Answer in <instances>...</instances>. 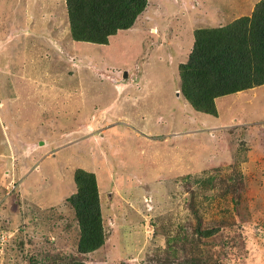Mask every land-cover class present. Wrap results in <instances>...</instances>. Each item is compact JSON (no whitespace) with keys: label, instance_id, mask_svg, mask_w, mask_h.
<instances>
[{"label":"rangeland","instance_id":"374dc122","mask_svg":"<svg viewBox=\"0 0 264 264\" xmlns=\"http://www.w3.org/2000/svg\"><path fill=\"white\" fill-rule=\"evenodd\" d=\"M147 1L98 44L72 37L65 0H0V264H264V159L243 170L250 146L225 123L252 117L242 124L263 153L262 87L236 110L221 96L211 114L226 138L205 140L197 122L177 176L158 136L183 123L175 89L193 29L226 28L258 0ZM79 168L96 177L106 237L83 254L65 201Z\"/></svg>","mask_w":264,"mask_h":264},{"label":"trees","instance_id":"16d2710c","mask_svg":"<svg viewBox=\"0 0 264 264\" xmlns=\"http://www.w3.org/2000/svg\"><path fill=\"white\" fill-rule=\"evenodd\" d=\"M71 35L98 44L130 28L147 7V0H65ZM187 59L179 63L180 89L191 106L216 113L214 99L253 86H264V0L250 16L228 27H197ZM75 191L66 197L78 226L76 249L89 253L105 240L101 200L93 172H74ZM74 264H86L80 260Z\"/></svg>","mask_w":264,"mask_h":264},{"label":"crops","instance_id":"0c3cea01","mask_svg":"<svg viewBox=\"0 0 264 264\" xmlns=\"http://www.w3.org/2000/svg\"><path fill=\"white\" fill-rule=\"evenodd\" d=\"M53 9L55 11V8H53ZM49 11H51V10L43 11V13L47 15ZM24 13L25 14L22 17V19L25 20V22H26V20H29V19H27V14L25 11H24ZM35 19H36V17L34 16L32 20L35 21ZM258 86L262 87L263 94H264V86L263 85H258ZM179 87H180V83H179ZM256 88H257V86H254L252 88H247V89L240 90V91H237L234 93H230V95H231V98H230L231 107H234L235 110L238 108L239 103H235V100L237 99V96L240 93L245 94L246 92H251V94L246 96V97H250V96L255 97V93L253 90ZM131 96H133V95H131ZM175 96L177 97V99L182 97V101L184 103H186L185 106L178 105V109L181 110V113H179V116H181L183 123L181 124L180 121H177L172 130H170L169 128L164 129V130H162V132H160V135H158V136L161 138V140H163L165 142L167 140H170V137H171V140L174 143V145H173L174 150H171V155L173 158V167H174V169L176 168V170L178 171L177 174H175V176H177L178 174H180L182 172L181 164L186 162V159L189 160L188 159L189 154L186 152V150H188V149L191 150L196 145V144H194V146L191 145V143H190L191 138H195V135L200 134L202 131L201 129H198L197 127H195V124L198 122V123H200V125L202 126L203 129H208V131H211L210 132L211 135L209 134L211 137L204 136L205 140H208L207 138H211V140L212 139L215 140V139H219V138L221 139L223 137L226 138V134H225L226 129L223 130L221 128H225L227 126H221L223 124V122H222L223 120H222V118H220L221 117L220 110H218V114H216L214 116L210 113L201 112L199 110L194 109L190 105V103L185 99V97L181 94L179 88L175 89ZM222 96H224V95H222ZM238 97L240 98V96H238ZM220 98H221V96H218L214 99L216 109L219 108L217 105V101L220 100ZM107 105L105 107H107ZM187 106H188V108H191L193 110L188 111ZM108 107H109V112H110V110L112 108V103H111V105H108ZM187 112H189L191 115H193L192 118L186 115ZM232 113L233 112H231V114ZM236 113L237 112H234L233 116L230 117L227 121H225V123L228 122L229 127H234L231 130L234 131V133L236 134V137L238 138L241 135L244 138V142L250 146V148L244 150V152H243L244 156L242 157V160H241L242 164L245 166V167H243V170H244V168H246V165H248V164H250V166L248 168H251L252 166L254 168V164L259 163V161H257V160L264 159V152L261 153V152L257 151V149L255 147L252 148V146L257 141H255V142L252 141V139L254 137L250 135V126H246V125L242 124V123H246L247 120L248 121L251 120L252 117L241 122V120H239L241 117L238 116ZM254 115H255V112H254ZM109 116H110V113H109ZM252 116H253V114H252ZM256 119L257 118H255L253 121H255ZM236 130H238L240 133L237 132ZM106 132H108V131L105 127L104 130H101L100 133L103 134ZM211 142H212L211 145H213L215 148L218 147V149H221V146L224 147L223 144L221 145L218 142H214V141H211ZM252 142H253V144H252ZM174 151L181 152L183 157H181L180 160H177L176 159V153ZM179 152H178V156H179ZM199 154L202 155L201 151H199ZM209 154L211 156V153H209ZM215 157H217V156H215ZM201 158H203V157H201ZM177 161L178 162L180 161V163L177 164ZM260 167L263 168V171H261L262 174L258 173L257 178L264 181V166L260 165ZM242 174H243V176H245V172H243Z\"/></svg>","mask_w":264,"mask_h":264},{"label":"water","instance_id":"95a60500","mask_svg":"<svg viewBox=\"0 0 264 264\" xmlns=\"http://www.w3.org/2000/svg\"><path fill=\"white\" fill-rule=\"evenodd\" d=\"M122 77H127V71H123Z\"/></svg>","mask_w":264,"mask_h":264}]
</instances>
